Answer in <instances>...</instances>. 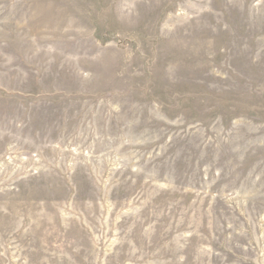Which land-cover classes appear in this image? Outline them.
Here are the masks:
<instances>
[{
    "label": "rangeland",
    "instance_id": "1",
    "mask_svg": "<svg viewBox=\"0 0 264 264\" xmlns=\"http://www.w3.org/2000/svg\"><path fill=\"white\" fill-rule=\"evenodd\" d=\"M0 264H264V0H0Z\"/></svg>",
    "mask_w": 264,
    "mask_h": 264
}]
</instances>
